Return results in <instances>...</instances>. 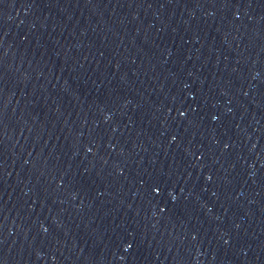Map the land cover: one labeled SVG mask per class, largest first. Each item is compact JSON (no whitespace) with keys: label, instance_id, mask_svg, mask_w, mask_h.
<instances>
[{"label":"water","instance_id":"water-1","mask_svg":"<svg viewBox=\"0 0 264 264\" xmlns=\"http://www.w3.org/2000/svg\"><path fill=\"white\" fill-rule=\"evenodd\" d=\"M0 264H264V0H0Z\"/></svg>","mask_w":264,"mask_h":264}]
</instances>
